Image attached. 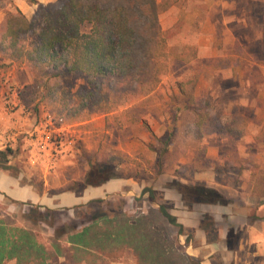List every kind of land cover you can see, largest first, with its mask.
<instances>
[{"label":"rangeland","instance_id":"obj_1","mask_svg":"<svg viewBox=\"0 0 264 264\" xmlns=\"http://www.w3.org/2000/svg\"><path fill=\"white\" fill-rule=\"evenodd\" d=\"M11 2L0 0L3 5ZM156 2L165 39L159 51L179 57L164 60L168 68L160 69L152 92L126 94L128 85L108 80H96L91 87L83 75L13 63L0 52V134H4L0 148L15 150L16 162L36 184L43 185L47 192L43 201L53 208L66 187L85 179L91 162L103 154L122 153L119 171L138 173L141 180L131 182L134 188L129 185L102 194L104 201L90 211L104 210L111 221L126 217L132 225L147 215L153 220L150 194L141 193L145 187H158V202L172 208L170 212L181 223H189L185 234L195 235L194 248L181 244L179 228L156 216L154 228L165 250L160 264H241L264 258V247L258 249L264 239V206L260 214L257 209L250 217L241 210L246 204L254 209L255 195L264 194V0ZM166 3L169 7L162 10ZM3 32L4 23L0 40ZM33 41L27 38V46ZM178 83L184 84L189 97H195L192 104L197 107L210 97L212 120L235 126L241 135L210 133L200 138L196 126L200 120L182 108L187 101L180 96ZM89 90L94 91L93 97ZM18 119L19 131L12 135ZM169 134L171 140L164 144ZM163 146L168 174L155 179V161ZM215 166L222 183L217 189L230 205L211 210L218 221L207 220L205 234L196 232L198 214L181 211L180 197L163 192L160 186L171 176L197 183L196 177L208 175L206 170L212 172ZM72 202L68 200L64 207ZM29 207L27 201L16 204L0 191V219L8 217L24 227ZM62 215L64 220L74 218L72 209ZM36 229L44 239L53 236L47 225ZM227 237L234 251L227 248ZM101 252L98 248L89 263L139 264L130 242L114 241L106 253Z\"/></svg>","mask_w":264,"mask_h":264},{"label":"trees","instance_id":"obj_2","mask_svg":"<svg viewBox=\"0 0 264 264\" xmlns=\"http://www.w3.org/2000/svg\"><path fill=\"white\" fill-rule=\"evenodd\" d=\"M30 2L38 4L37 0ZM159 7L156 0H57L53 4L39 5L32 20L16 8L15 12L6 14L0 52L13 63L28 62L44 71L47 68L62 69L67 75H83L91 87L96 86V80H108L110 83L128 85L130 89L126 94L136 96L144 91L152 92L159 82L160 69L168 68L164 60L170 56L179 57L159 51V47L165 44L159 23ZM168 7L166 3L162 10ZM29 37L34 41L27 46ZM178 88L180 96L186 97L187 101L182 108L191 110L200 120L196 125L200 138L210 133L241 135L242 132L235 126L218 119L212 120L208 111L210 97L205 99L204 105L197 107L192 104L196 101L195 97L188 96L184 84L178 83ZM88 95L93 97L95 93L89 90ZM171 137L172 134H169L164 144ZM164 148L159 151V158L155 161V179L168 174V169L164 167ZM15 155V150L10 146L0 150V173L9 175L23 186H33L38 194L44 196L47 192L43 185L36 184L35 179L24 173ZM122 156L120 152L103 154L90 163L85 179L74 181L62 194L80 197L91 188H103L116 180L140 181L138 173L124 174L119 171ZM160 188L163 192L175 193L180 197L182 211L198 214L196 232L201 230L207 234V220L218 221V216L211 210L230 205V200L219 189L201 182H184L171 176ZM158 190V187L143 189L141 195L150 194L148 200L155 208L152 210L155 216L153 220L151 215L140 217L136 225L121 216L111 221L112 218L104 210L90 211L95 204L104 201L102 196L70 207L56 208L28 201L30 207L24 216L26 226L21 227L7 220L8 217L0 219V264L12 260L16 264H90L89 258L96 257L94 252L98 248L101 253H106L114 241L125 242L126 245L130 242L139 264H160L165 250L154 228L156 216L178 227L180 243L194 248L195 235L191 232L185 234L188 227L170 212L172 208L158 202ZM70 209L74 218L64 220L62 214ZM250 219L254 220L253 217ZM38 225L50 227L53 236L44 239L37 232ZM185 235L186 239H182ZM229 240L227 237V248L234 251ZM200 264L205 263L201 261Z\"/></svg>","mask_w":264,"mask_h":264},{"label":"crops","instance_id":"obj_3","mask_svg":"<svg viewBox=\"0 0 264 264\" xmlns=\"http://www.w3.org/2000/svg\"><path fill=\"white\" fill-rule=\"evenodd\" d=\"M38 4L32 3L29 0H12V2L9 5L6 4H2L0 3V25H2L5 21V17L6 14L9 11H13L16 10V8H18L20 11H22V13L24 15L27 16V18H29L30 20L34 19L36 17V14L38 12L39 9V5H49V4H53L55 3L57 0H37ZM215 56V55H212ZM234 69H237L238 66H234ZM229 68V67H228ZM14 128L15 130H12V135H15V131H19V126H20V119H18L17 123H14ZM3 134V132H2ZM4 135V134H3ZM3 135L0 134V137H4ZM5 148H0V150H3ZM212 172H209L208 170H206L208 172V175H204V176H198L196 177L197 181L199 182H203L204 184L208 185V186H212V187H216V188H220L222 186V183L219 182L218 177H217V173L216 171H218V169H216V166L214 168H211ZM210 174L212 175L210 177ZM114 182V183H113ZM109 184H106L103 188H97V189H92V190H88L86 192L83 193L82 196L77 197L76 195H72V194H61L60 197H58V201L59 204H54L53 206H58V207H64L66 202L68 200H71V204L70 205H66L68 206H73L75 204H79L81 202H86L87 200L94 198V197H99L102 194L106 193H116L118 192V190H121L124 186H129L131 185V187H133L134 185L132 184L133 181L131 180H117V181H113ZM132 182V183H131ZM134 188V187H133ZM244 190L245 187H243ZM0 191L2 192L3 196H7L10 199L13 200H17L19 202H23V201H32V202H41L43 204H47L49 206H51L48 202H45L43 200H45V196H41L40 194H38V192L36 191V189L33 186H23L21 185L18 181H16L15 179H13L12 177H10L9 175H6L4 173H0ZM69 195V196H68ZM257 195V194H256ZM255 195V200H257L256 202V207L254 209H252V207H249L246 204V200L245 198H243V202H245V206H243L241 208V210H243V213L246 217H250V213L255 214L254 211L258 212L257 214H260L261 208L264 206V194L262 195ZM71 197V198H70ZM248 197L250 198V195H248ZM259 199L263 200L259 202ZM43 201V202H42ZM259 202V203H258ZM182 211V210H181ZM145 213V212H142ZM263 219V218H262ZM264 220H261V222H263ZM183 224L185 226H190L189 223H185L183 222ZM195 227V225H194ZM259 247L260 250L262 249V247H264V239L259 242ZM16 262V261H14ZM227 264V261L226 263ZM241 264H264V258H255L254 260H245L244 262L242 261Z\"/></svg>","mask_w":264,"mask_h":264}]
</instances>
